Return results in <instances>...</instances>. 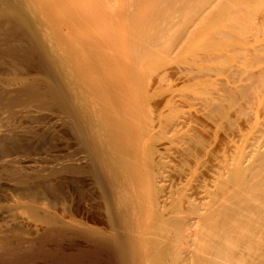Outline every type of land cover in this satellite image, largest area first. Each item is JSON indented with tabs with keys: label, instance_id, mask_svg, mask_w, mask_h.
<instances>
[{
	"label": "bare ground",
	"instance_id": "bare-ground-1",
	"mask_svg": "<svg viewBox=\"0 0 264 264\" xmlns=\"http://www.w3.org/2000/svg\"><path fill=\"white\" fill-rule=\"evenodd\" d=\"M118 1L0 0V109L62 111L15 140L0 112V259L61 243L116 264H264V0ZM167 82L202 86L177 103ZM31 134L61 168L22 150Z\"/></svg>",
	"mask_w": 264,
	"mask_h": 264
},
{
	"label": "rangeland",
	"instance_id": "rangeland-1",
	"mask_svg": "<svg viewBox=\"0 0 264 264\" xmlns=\"http://www.w3.org/2000/svg\"><path fill=\"white\" fill-rule=\"evenodd\" d=\"M119 6H122V7H126V5H127V0H119L118 1V3H117ZM211 25H212V27H211ZM215 27V23L214 22H210L209 23V26H208V28L207 29H212V28H214ZM122 28H123V30H125V29H127V28H129V24L127 23V21H126V19H123V21H122ZM209 31H211V30H207V31H205V32H209ZM200 41V39H196V41H195V43H198ZM193 44V43H192ZM187 53H186V55H189L191 52H190V50H187L186 51ZM162 56V55H161ZM189 63H191L192 61H191V59H190V61H188ZM232 62V61H231ZM237 63H239V61L237 62ZM73 72L74 73H77V70L74 68L73 69ZM76 81H78V79H76ZM80 81H82V79L80 80ZM201 86L202 85H197L196 84V86L195 85H193V86H190V87H186V88H179L178 86H176V85H174V84H171L170 82H167V83H165V84H163L161 87H158L157 89H156V93L157 94H159V96H161L162 98H164V100H165V98H172V100H173V102H177V103H180V101L182 100V98H184V96H189V97H193V96H196V92H197V89H200L201 88ZM200 87V88H199ZM166 101V100H165ZM33 102V104L34 103H36L37 101L35 100V101H31V103ZM30 103V104H31ZM165 110H170L171 108H172V106H168L166 103H165ZM16 108H17V106H10V109H9V107H7V109H5L6 110V112L5 111H3L4 109H0V112H3L2 114L3 115H6V117H5V121H7L8 119H9V117H7V116H10L11 114H13V115H11L10 116V118L12 117V120L13 119H18V122L20 123H18L17 122V120H13V121H15V123L14 124H17L16 125V127L18 128V130L16 131V132H14V133H12L11 134V132L12 131H14L13 129H15L16 130V127L15 128H12L11 129V127H12V125H13V123H11V122H13L11 119H10V121L8 120V122L10 123L9 125L4 121V124L5 125H3V127L4 128H6L5 130H3V132H9V130H11L10 131V133L8 134V133H5V134H7V136L8 137H11V135H12V138H14V140L16 139V137H17V139L18 138H24L22 135H24V134H26V132L28 131L27 129H29V133H32V132H30V131H32V129L33 128H37V127H40L41 125V129H43V127L46 125V128H44V129H47L48 128V125L47 124H49L48 122H47V119H48V117L47 118H45V116L44 115H46V114H44V113H42L43 112V109L42 108H44V109H48V110H50V108L51 107H49L48 106V108H47V106L45 107V105H43V107L42 108H40V114H39V111L38 110H35L36 112H30V113H27L26 114V112H25V114H21V113H23L22 111L20 112V111H18V110H16ZM192 108V107H191ZM41 109H42V112H41ZM52 109V108H51ZM13 110V111H12ZM45 110V111H46ZM47 110V112H49ZM182 110L184 111V110H186V107H182L181 109H176L175 111H174V113H173V118H177L178 116H180L181 114H182ZM15 111H17V112H15ZM14 112V113H13ZM54 114H53V113ZM59 112V114L62 112V111H58ZM58 112L57 111H54V109L53 110H50V113H52V115H55L54 117H55V119H59L58 117H59V114H58ZM64 112V111H63ZM11 113V114H10ZM31 113L33 114L32 116H31ZM41 113H42V115H41ZM68 112H66V113H64V114H62V115H66ZM201 115H203L204 117H205V119L207 118L204 114H202L201 112H199ZM16 114V115H15ZM20 114L22 115V116H20ZM44 114V115H43ZM56 114H58L57 116L58 117H56ZM35 115H36V117H35ZM2 116V115H1ZM15 116H18L17 118L15 117ZM26 116V117H25ZM27 116H31V118L32 117H35V120H36V123H34L35 122V120H33V119H31L30 117H27ZM44 116V117H43ZM60 116H61V114H60ZM41 118V121L39 122V119H38V122H37V119L36 118ZM7 118V119H6ZM24 118V119H23ZM27 118V119H26ZM30 118V119H29ZM43 118H45V120H42ZM203 118V117H202ZM19 119H23L22 121H19ZM208 120H210V118L208 117L207 118ZM24 120H26V121H24ZM24 121V122H23ZM27 121H29L30 123H32V124H34V125H36V126H34V125H31L32 127H30V123L29 122H27ZM43 121H46V124H44L43 123ZM21 122H23V124H24V126H23V128H20V127H22V126H18V125H22V123ZM25 123H26V125H27V123L29 124V127L30 128H32V129H30L29 127H27L26 125H25ZM38 124V125H37ZM41 124V125H40ZM8 126H9V129H8ZM15 126V125H14ZM13 126V127H14ZM27 127V129H25V128ZM20 128V129H19ZM35 129H33V131L35 132ZM23 130H25L24 132H23ZM48 130V129H47ZM47 130H44V131H47ZM18 131H19V134H21L20 132H23L22 133V135H17L16 133H18ZM28 132H27V134L26 135H24V136H27L26 138H28L30 135L28 134ZM4 134V135H5ZM11 134V135H10ZM14 134V135H13ZM33 134V133H32ZM31 134V139L29 138V140L30 141H28V140H26V141H24V140H21V141H24V142H28V145H27V148L25 147V148H22V150L23 151H28V152H30V154L32 155L33 153L34 154H36V155H38V153H41V152H43L42 153V155L41 154H39L40 156H44L45 158L47 157H49L48 159H53L54 157H56V158H58V156H59V154L57 155V152L58 153H60V154H62L63 153V151H62V148H59L58 146L57 147H54V144L52 143V141H51V144L49 143L50 142V139H49V141H46V140H48V139H46V140H44L45 141V145H46V147H45V145L43 144H37V143H35L34 142V139H33V135ZM3 135V134H2ZM2 135H0V136H2ZM16 136V137H15ZM19 136H21V137H19ZM17 141H19V140H17ZM49 144H50V146H49ZM30 146V147H29ZM31 146H33V147H31ZM52 146H53V148H52ZM50 149H48V148ZM51 147V148H50ZM31 148V149H30ZM34 148V149H33ZM57 148V150L59 149V151H57V150H54V152H51L53 149H56ZM24 149H26V150H24ZM36 149V150H35ZM52 149V150H51ZM60 149H61V151H62V153H61V151H60ZM21 148L17 151L19 154H21L20 156L22 157L23 156V159L25 158V159H28V156H30V154L28 155V153H22L21 151ZM34 150V151H33ZM37 150L39 151V152H37ZM41 150V151H40ZM47 150V151H46ZM35 151H36V153H35ZM46 151V153H45V155L46 154H48V156L46 155H44V152ZM49 152V153H48ZM33 154V155H34ZM49 154H53L52 155V157L50 158V156H49ZM54 155H57V156H54ZM25 156V157H24ZM25 159H24V161H25ZM59 160V162H57V161ZM55 161H53L54 163H55V165H56V168H54V169H59V167L61 168V163H60V161H61V159L60 158H58V159H56ZM56 162L57 163H59L58 164V166H57V164H56ZM53 163V164H54ZM54 165V166H55ZM48 170V169H47ZM47 170H42L43 172H40V171H38L39 173H41V174H43V175H45V176H47L49 173H48V171ZM45 176H43V177H45ZM34 186H36V185H34ZM0 197H2V196H0ZM13 197H15V196H13ZM6 201V200H5ZM5 201H3V202H5ZM10 203L11 202V200H7L6 201V203ZM24 239L25 240H27L28 238L27 237H24ZM25 240H24V242H25ZM21 244V243H20ZM25 244V245H24ZM53 244V245H52ZM49 247H47V245L45 246L46 248V250L49 248V250H44L46 253H44L42 250H41V253H44V255L42 256V255H38V254H41L40 252H37V253H35L34 252V254L36 255V256H34V255H32V253L31 254H28V255H30V256H28L29 257V260L31 259V261H27V262H25V261H23L25 258H20L22 261H23V263L25 262V263H28V262H31L32 264H116L115 263V260H114V257H112V256H110V255H108L107 256V254H111V253H108V251L105 249V248H97V247H93L92 245H90V246H92V247H90L89 245H88V247L87 246H84V247H82L81 248V246H83V245H81V246H73L74 248V250L72 249V246L70 247L69 246V248H68V246L66 247V246H62V244L60 243H55V244H59V245H61V246H59V247H57L56 245V248H54V243H52ZM21 245H24V246H26L27 245V242H25V243H23V244H21ZM53 246V247H52ZM64 247V248H63ZM66 247V248H65ZM60 248V249H59ZM64 249V251H63V249ZM68 248V249H67ZM88 248V249H87ZM89 248H91L92 250H94L93 252H91L92 250H90ZM52 250V252H51V250ZM57 249H59V251L57 250ZM62 249V250H61ZM87 251H86V250ZM60 250H61V253H60ZM96 250V251H95ZM106 250V251H105ZM63 251V252H62ZM69 251V252H68ZM72 251V252H71ZM68 253L67 255H65L66 253ZM89 252V253H88ZM52 253V254H51ZM64 253V254H63ZM74 254L75 255V257L72 255V254ZM97 255H96V254ZM25 254H27V253H25ZM48 254V255H47ZM50 254V255H49ZM81 256H80V255ZM95 254V255H94ZM31 255L33 256L32 258H30L31 257ZM58 255L60 256V257H58ZM63 255L65 256V259H64V257H63ZM83 255V256H82ZM25 256V255H24ZM40 256L41 257H43V258H40ZM46 256L49 258V259H47L46 258ZM56 256V257H55ZM91 256H92V258L93 259H91ZM95 258H94V257ZM98 256V257H97ZM28 257L25 259V260H27L28 259ZM53 257L55 258V259H53ZM58 257V258H57ZM63 257V258H62ZM71 257V258H70ZM78 257H80V258H78ZM84 257V258H83ZM108 257H109V259H108ZM112 257V258H111ZM15 257H13V258H11L10 260H6L7 262L8 261H10L11 262V260L12 259H14ZM17 258V257H16ZM16 258H15V260L14 261H16ZM34 258H36V259H34ZM62 258V259H61ZM67 258V259H66ZM68 258L69 259H71V262H69L70 260H68ZM74 258V259H73ZM83 258V259H82ZM41 259V260H40ZM45 259V260H44ZM54 261H53V260ZM57 259V260H56ZM63 259H64V261H63ZM73 259V260H72ZM75 259H76V261H75ZM79 259V260H78ZM1 261V263L0 264H4L3 263V259H0ZM20 260V261H21ZM35 260V261H34ZM62 262H64V263H62ZM84 260V261H83ZM91 260V261H90ZM111 260H113V261H111ZM14 261H12L11 262V264H14ZM17 261H18V259H17ZM17 261H16V263H17ZM22 261H21V263H19V261H18V263L19 264H22ZM39 261V262H38ZM42 261V262H41ZM52 261V263H49V262H51ZM56 261V262H55ZM59 261V262H58ZM74 261V262H73ZM87 261V262H86ZM105 261V262H104ZM4 262H5V260H4ZM47 262V263H46ZM61 262V263H60ZM95 262V263H94ZM97 262V263H96ZM9 263V262H8ZM15 263V264H16ZM17 263V264H18ZM5 264H7L6 262H5ZM29 264V263H28Z\"/></svg>",
	"mask_w": 264,
	"mask_h": 264
}]
</instances>
